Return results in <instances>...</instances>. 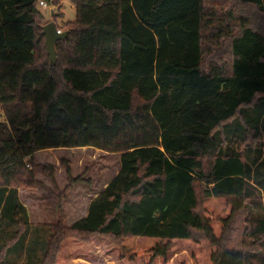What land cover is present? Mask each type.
<instances>
[{
	"label": "trees",
	"instance_id": "trees-1",
	"mask_svg": "<svg viewBox=\"0 0 264 264\" xmlns=\"http://www.w3.org/2000/svg\"><path fill=\"white\" fill-rule=\"evenodd\" d=\"M69 1L53 65L39 0H0V264L90 263L105 248L122 264H264V153L242 150L264 136V0H238V19L210 0ZM208 28L228 62H206ZM82 148L120 153L119 174L34 259L26 165ZM240 213L255 251L228 238Z\"/></svg>",
	"mask_w": 264,
	"mask_h": 264
},
{
	"label": "rangeland",
	"instance_id": "rangeland-1",
	"mask_svg": "<svg viewBox=\"0 0 264 264\" xmlns=\"http://www.w3.org/2000/svg\"><path fill=\"white\" fill-rule=\"evenodd\" d=\"M222 6L224 9L230 7L229 10H232L233 6H238L237 19L242 14L245 15L242 12L244 7L240 3L238 4V0H210L208 12L215 10L221 13L220 11H224L221 10ZM50 7V10H41L44 16L43 26L54 22L62 30V33L66 32L64 31L65 23L76 20L75 6L69 0H62V8ZM206 17L209 20V16ZM232 23L237 24V21ZM216 32L217 30L214 29L206 30L204 39L207 51L206 62L210 63L220 58L223 60L222 63H226L230 60L227 44L226 41H220L217 38ZM213 56L216 60H213ZM57 62L58 57L56 64ZM3 120L4 115L0 111V121ZM233 129L234 126H230L228 130L224 131L223 137L231 139ZM257 148L261 149V153H264V136L261 142L250 140L242 146V150L251 157L259 155L256 151ZM120 159V153H109L92 148L50 149L35 155L34 163L30 164V167H28L29 164L26 165L27 169L35 174V185L18 188L20 201L26 208L33 229L29 234L30 238H27L29 242L24 244V249H27L26 255L34 254L32 256L34 259L37 257L36 254L42 257V253L48 246V240L54 242V238L59 232L86 217L91 201L97 198L109 182L119 174ZM256 201L264 205L262 191L257 193ZM246 216V214L240 213L236 217L228 238L231 244L255 251L259 245L250 243L248 235L253 226L250 218L247 219ZM60 228L62 230H59ZM2 231H5L4 226L0 228V234ZM12 235L13 233L8 238H11ZM108 250L109 248L103 249L96 256V260L90 263L72 259L66 255L63 256V260L68 264H122L115 254H107ZM22 255L21 259L25 260L24 252ZM11 256L14 260L19 258L15 254Z\"/></svg>",
	"mask_w": 264,
	"mask_h": 264
},
{
	"label": "water",
	"instance_id": "water-1",
	"mask_svg": "<svg viewBox=\"0 0 264 264\" xmlns=\"http://www.w3.org/2000/svg\"><path fill=\"white\" fill-rule=\"evenodd\" d=\"M43 34L45 36L48 55L53 65H55L57 61L56 44L59 41L65 40L66 37L68 36V32L59 34L57 30V26L55 25L54 22H51L43 26Z\"/></svg>",
	"mask_w": 264,
	"mask_h": 264
},
{
	"label": "built area",
	"instance_id": "built-area-1",
	"mask_svg": "<svg viewBox=\"0 0 264 264\" xmlns=\"http://www.w3.org/2000/svg\"><path fill=\"white\" fill-rule=\"evenodd\" d=\"M39 7H40L42 10H44V11H47V10H50V9H51L50 5L47 3L46 0H39ZM52 13H53V12H52ZM58 32H59V34H62L61 31H58ZM28 167H30V165H28Z\"/></svg>",
	"mask_w": 264,
	"mask_h": 264
},
{
	"label": "crops",
	"instance_id": "crops-1",
	"mask_svg": "<svg viewBox=\"0 0 264 264\" xmlns=\"http://www.w3.org/2000/svg\"><path fill=\"white\" fill-rule=\"evenodd\" d=\"M75 11H76V7H75ZM86 217H87V214H86Z\"/></svg>",
	"mask_w": 264,
	"mask_h": 264
}]
</instances>
